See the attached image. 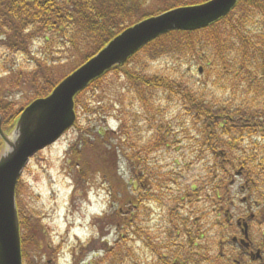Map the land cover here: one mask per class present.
<instances>
[{
  "label": "rangeland",
  "instance_id": "1",
  "mask_svg": "<svg viewBox=\"0 0 264 264\" xmlns=\"http://www.w3.org/2000/svg\"><path fill=\"white\" fill-rule=\"evenodd\" d=\"M161 2V0H150L145 9L150 10ZM55 39L54 62L51 61V64L57 78L80 65L81 56L75 52L64 51L58 43L60 40L56 37ZM175 39L178 42H186L181 35H173L163 42L175 46ZM144 46L143 50L124 68L143 75V78L152 75L161 76L164 81L169 80L175 92L179 94L169 95L168 91L160 86H154L152 89L142 88L143 93L138 94L133 88L140 89L139 80H131L122 71L108 72L95 88L90 86L79 94L75 105L77 118H80L79 126L71 127L55 142L36 152L19 178L22 187L16 202L25 215L32 220L39 219L43 225V232L38 238L37 245L27 248L28 263L72 264L74 256L81 252L79 264H113L110 263L112 257L105 255V251L113 250L116 252L115 264H163L153 250L168 253L170 261L176 249L173 239L175 238V243L186 241L185 236L182 239L179 234H175L178 232L177 227L181 228L180 221L174 215L176 212L190 213L188 227L192 231L197 228L194 219L198 220V233L196 237L193 234L194 246L191 249L193 257L190 264L195 263L192 260L203 258L202 256L206 254L203 248L207 249L213 245V235L216 234L212 224L216 223L214 219L218 210L210 212L213 207L209 205L204 187L200 188L202 186L200 181L205 172L202 163L208 157L204 152L199 151L196 143L197 140H201L198 130L200 123L195 122L193 112L187 111L186 108L191 105L181 99H183L182 94L190 91L198 94L203 102H210L214 107L221 106V111H228L227 109L239 106L242 101L241 83L244 78L241 75L236 76L235 71L225 68L222 64L217 65L219 60L214 61L213 57L205 56L209 54L208 50L199 47L194 37L190 48L183 51L171 49L153 60ZM44 47L43 37L38 36L32 41L29 50L36 58L41 57L45 52ZM6 57L9 58L5 52L3 38L0 36V60ZM10 59L16 60L14 66L19 68L17 72L20 68L23 71L29 70L33 65L30 55L20 54ZM22 77L27 81L31 80L27 75ZM31 89V85L17 80L16 73L3 74L0 79V96L12 103L13 111L29 101L33 92ZM81 127L103 129L109 136H118L121 132L127 133L129 141L132 142L130 146L126 140L118 141L116 138L112 141L114 143L118 141L128 153L142 149L141 156L147 162V167L152 169L151 178L156 179L158 172H169L167 176L159 178V182L152 179L150 182L154 186L157 184L158 187V183L162 186L154 194H158L159 200L168 203L170 207L155 201L149 202L148 207L144 208L143 191L135 194L136 198H142L139 209L132 206L120 207L125 222L130 218L137 220L138 223L141 221L142 226L145 223L149 233L148 238L143 241L134 236L128 238L126 242L122 240L117 242L118 232L110 225L101 231L98 230L95 224L96 218L108 212L112 206H119L110 197L109 183L97 172H93L92 176L85 180L84 188L76 186L79 166L74 163L70 143L78 133H81ZM164 129L167 131L164 132ZM163 133L168 142L160 146L158 135ZM244 142H247V138H244ZM257 142L260 143L261 140ZM241 147H245L247 154L253 152L247 145L242 144ZM238 152L239 150L237 154ZM92 153L88 148H84V155L89 159L87 161L89 168L93 166ZM118 154V174L120 173L128 181L131 177L128 160L122 157L121 150ZM197 157L202 160L194 165L197 169L195 177L197 182H194L185 165L196 161ZM173 169L176 170L174 173L171 172ZM177 172L178 175L181 173L189 176L188 179H176ZM232 173L233 181L228 188L231 203L227 208V214L226 208L221 211L223 217L229 218L230 226L225 230L229 237L241 234L235 221L237 218L246 220L250 213L248 205L241 201L244 194L240 190V185L244 177ZM191 181L197 183V188L201 190L189 202L186 196L182 197V195L186 190H190ZM178 194H181L180 201L179 198L174 200ZM170 208L176 211H172L171 214ZM248 222L249 226L251 225L249 233L252 246L263 247L264 224H259L255 219ZM147 239L152 243L149 244ZM166 245H170L171 250H168ZM117 248L122 250V256L117 254ZM211 248L209 254L215 255L216 246ZM225 248L228 250V260L230 256L242 253L237 242ZM185 253H188L187 249ZM242 257L245 264H258L252 262L248 255L242 254ZM221 263L218 259L217 264ZM23 264H26L25 259ZM199 264H206V261L203 260Z\"/></svg>",
  "mask_w": 264,
  "mask_h": 264
},
{
  "label": "trees",
  "instance_id": "2",
  "mask_svg": "<svg viewBox=\"0 0 264 264\" xmlns=\"http://www.w3.org/2000/svg\"><path fill=\"white\" fill-rule=\"evenodd\" d=\"M149 1L0 0V36L3 38L5 52L9 56V58L0 60V79L3 74L13 75L16 73L17 80L31 85L33 91L29 101H26L16 111L11 109L12 103L0 96L1 129L9 132L17 121L21 110L35 98L48 95L65 76L56 78L53 73L51 61L54 62L55 37L60 40L58 42L60 48L66 52L79 54L81 56L80 63H82L126 27L174 7L198 4L207 0H161L160 5L146 10L145 7ZM173 35L183 36L186 42H178L175 39V46L166 45L163 40ZM38 36L43 37L45 52L41 57L35 58L34 55H31L29 48L32 41ZM193 37L199 47L208 50L209 54L205 56L213 57L214 61L219 60L217 65L222 64L225 68L235 71L236 76L241 75L244 81L241 83L243 98L240 105L234 109L224 108L228 111H221V106L214 107L210 102H203L198 94L190 91L187 94H182L181 101H187L191 105L186 108L187 111L193 112L195 122L200 123L198 130L201 140L196 142L198 149L208 157L202 163L205 172L202 181H200L202 185L200 188L204 187L207 200L210 202L209 205L213 207L210 212L218 210L214 219L216 223L212 224L217 237L213 235L211 247L216 246V254H209L211 247L203 248V252L206 254L199 260H192L195 263L191 264H199L203 260L206 261V264H214V262L217 264L218 259L222 262L221 264H235L236 261L243 263L242 254L244 256L245 253L243 248H241L242 253L230 256V260H228V250L225 246H230L233 242L225 231L230 226L229 218L228 216L223 217L221 211L226 208L227 214V208L231 203L228 188L233 181L232 172H234L244 177L240 190L244 194L243 202L248 205V210L254 213L253 220L264 224V144H260L264 142V0H238L230 13L207 27L195 31H170L150 41L144 47L153 60L171 49L183 51L190 48ZM141 50L143 47L125 63L112 67L92 81L88 87L95 88L105 74L110 71H122L131 80H139L140 89L133 88L138 94L143 93L142 88L152 89L154 86L163 87L169 95L179 94V92H175L170 81H164L161 76L152 75L143 78V75L135 74L132 70L124 68ZM81 51H85V53H81ZM20 54L31 56L33 65L29 69L30 71H23L20 68L17 72L19 68L14 66L17 62L10 58ZM22 75L29 76L31 80L27 81ZM81 92L74 97L75 105H77ZM84 107L87 109L86 106ZM79 119L77 118L74 126H79ZM80 131L81 133H78L70 143L74 163L79 166L77 167L76 186L84 188L85 180L91 177L93 172H97L103 180L109 183L110 197L119 206H112L108 212L96 218L95 224H97L98 230L101 231L109 225L114 226L118 232L117 242L120 240L126 242L128 238L134 236L141 238L142 241L148 238L149 232L146 230L145 223L142 226L141 221L138 223L137 220L130 218L125 222L120 207L132 206L139 209L142 198H136V195L142 191L144 208L148 207L149 202L155 201L170 207L168 203L159 200L158 194H154L162 186L158 183L157 187V184L154 186L150 182V179L159 182V178L167 176L169 172H158L156 179L151 178L152 169L147 167V162L141 156L142 149L128 153L118 142L126 140L130 146L132 142L129 141L127 133L122 134L121 132L118 136H109L103 129L93 130L89 127H81ZM166 131L164 129V132ZM244 138H247V142H244ZM112 139L118 141L114 143ZM259 140H261L260 143L257 142ZM158 141L160 146L166 145L168 142L164 133L158 135ZM242 144L249 146L253 152L247 154L245 147H241ZM84 148L93 152L91 168L88 167L89 159L84 155ZM120 150L122 157H126L130 167L131 177L128 181L120 173L118 174V153ZM194 151H196L195 147ZM199 160L202 158L197 157L196 161L185 165L187 166L186 171L190 173L194 182H197L195 180L197 169L194 165ZM175 171V169L171 170L173 173ZM178 173H175L176 179L184 178L186 180L189 177L181 173L178 175ZM194 182H190V190H186L182 195V197L186 196L189 202L201 190ZM21 185L19 179L16 186V197L20 195ZM180 197L181 194H178L174 200L179 198L178 201H180L182 199ZM17 209L22 258L25 259L26 264H30L27 258V248L37 245L38 238L43 232V225L39 219L32 220L25 215L18 203ZM172 211L176 210L170 208L171 214ZM174 215L180 221L181 227L180 229L177 227L178 232L175 234H179L178 236H181L182 239L185 236L186 241L175 243V238L173 239L176 249L170 261L168 253L153 251L163 264H190L193 257L191 249L194 246V236L196 237L198 233V220L194 219L197 228L192 231L188 227L190 213L179 212L178 214L176 212ZM147 241L149 244L152 243L150 239ZM166 247L171 250L170 245H166ZM257 247L261 248V246ZM186 249L188 253H185ZM117 251L119 256L123 255L122 250L118 249ZM261 252H264V246ZM105 255L112 257L110 263H116V252L107 250ZM80 257L81 252L74 256L72 264H79Z\"/></svg>",
  "mask_w": 264,
  "mask_h": 264
},
{
  "label": "water",
  "instance_id": "3",
  "mask_svg": "<svg viewBox=\"0 0 264 264\" xmlns=\"http://www.w3.org/2000/svg\"><path fill=\"white\" fill-rule=\"evenodd\" d=\"M237 1L207 0L142 19L123 29L92 57L64 76L48 95L32 100L20 112L9 132L1 129L0 117V264H23L16 184L29 159L74 125L76 94L112 67L123 64L151 40L173 30L205 28L226 16ZM242 226L244 236L240 242L247 248V222L244 221ZM252 256L259 257V250Z\"/></svg>",
  "mask_w": 264,
  "mask_h": 264
},
{
  "label": "flooded vegetation",
  "instance_id": "4",
  "mask_svg": "<svg viewBox=\"0 0 264 264\" xmlns=\"http://www.w3.org/2000/svg\"><path fill=\"white\" fill-rule=\"evenodd\" d=\"M253 218L254 217H249V220H253ZM249 220H242L241 219V221H240V223H243V221H249ZM236 221H237V219H236ZM235 221V223H236V225H237V227H238V229H239V232L241 233V234H238V236H237V239H236V241L235 242H237V243H239L240 244V238L241 237H243V231H242V229H241V226H242V224H238L237 222ZM251 226V225H250ZM249 226V222H248V233H249V229L251 228ZM262 234H264V233H262ZM249 239H250V244H249V246L246 248V250H247V252H246V255H248L249 256V258H250V260L252 261V262H258V264H264V252H262V254H260V256L259 257H253L252 256V252H254L255 250H257V249H259V248H254L253 246H252V240H251V238H250V233H249ZM261 249H262V247H261ZM261 253V252H260ZM243 263L245 264V261H243Z\"/></svg>",
  "mask_w": 264,
  "mask_h": 264
}]
</instances>
